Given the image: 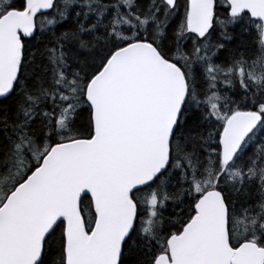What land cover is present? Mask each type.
<instances>
[{"label":"trees","instance_id":"trees-1","mask_svg":"<svg viewBox=\"0 0 264 264\" xmlns=\"http://www.w3.org/2000/svg\"><path fill=\"white\" fill-rule=\"evenodd\" d=\"M214 2L212 26L199 38L186 30L187 0H175L172 7L163 0H55L48 13L36 17L34 35L22 39L18 79L12 93L0 99V180L10 175L8 169L19 171L18 184L53 144L92 135L84 89L114 50L147 41L182 69L188 96L170 142L169 166L132 193L137 219L119 264H153L167 252V238L192 217L199 196L212 188L226 203L231 245L250 240L264 248L260 23L247 13L230 16L226 0ZM23 5L24 0H0V15ZM76 85L82 87L74 94ZM242 110L259 113L261 122L223 165L224 122ZM80 209L89 231L94 213L87 195ZM63 246L58 223L44 240L38 264H63Z\"/></svg>","mask_w":264,"mask_h":264},{"label":"water","instance_id":"water-1","mask_svg":"<svg viewBox=\"0 0 264 264\" xmlns=\"http://www.w3.org/2000/svg\"><path fill=\"white\" fill-rule=\"evenodd\" d=\"M163 1L169 7L175 3ZM226 1L230 16L247 13L261 22L264 45V0ZM54 2L24 0L22 9L0 15V99L12 93L18 79L22 39L34 35L36 17ZM187 4L186 30L201 38L212 26L215 2ZM187 95L182 69L152 43L134 40L114 50L84 89L92 135L53 144L0 205V264H38L44 240L60 222L64 264H119L137 219L132 193L168 168ZM260 122L259 113L247 110L225 121L219 139L222 164L232 161ZM85 195L94 213L89 232L80 209ZM194 210L153 264H264V248L257 243L230 244L228 210L219 190L205 191Z\"/></svg>","mask_w":264,"mask_h":264},{"label":"rangeland","instance_id":"rangeland-1","mask_svg":"<svg viewBox=\"0 0 264 264\" xmlns=\"http://www.w3.org/2000/svg\"><path fill=\"white\" fill-rule=\"evenodd\" d=\"M37 23H39V19L37 20ZM81 87L82 85L73 86L72 92L74 94L79 93ZM39 155L40 154H37L36 158H38ZM18 172L19 171L17 172L15 171V173L12 174V171L8 169L7 174H10V175H7V177H4L0 180V204L2 203L6 195L9 194L10 190H12V188L16 184L17 178L19 177V174L21 173V172L19 173Z\"/></svg>","mask_w":264,"mask_h":264},{"label":"flooded vegetation","instance_id":"flooded-vegetation-1","mask_svg":"<svg viewBox=\"0 0 264 264\" xmlns=\"http://www.w3.org/2000/svg\"><path fill=\"white\" fill-rule=\"evenodd\" d=\"M260 23V34H261V28H262V25H261V22ZM20 183V182H19ZM17 185V184H16ZM63 227H64V224L62 223Z\"/></svg>","mask_w":264,"mask_h":264}]
</instances>
